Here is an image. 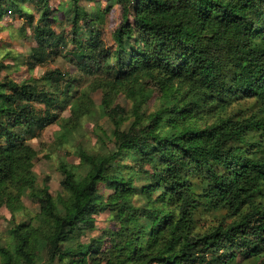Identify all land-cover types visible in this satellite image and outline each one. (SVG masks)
Listing matches in <instances>:
<instances>
[{"label": "trees", "instance_id": "1", "mask_svg": "<svg viewBox=\"0 0 264 264\" xmlns=\"http://www.w3.org/2000/svg\"><path fill=\"white\" fill-rule=\"evenodd\" d=\"M82 1L60 10L73 48L65 57L76 75L55 69L37 80L0 81V209L12 218L0 264H36L39 255L43 264H238V254L264 257V0H126L112 47ZM26 4L41 13L38 20ZM51 14L49 0H0V21L14 15L32 31V65L68 46L48 25ZM82 78L87 88L78 87ZM143 79L156 83L163 103L147 115L137 106L121 130L126 118L114 99L132 98ZM98 89L114 149L95 132L98 152L77 147L78 165L59 163L62 190L54 198L36 185V152L27 140L57 123L59 146L73 147ZM244 99L258 111L230 115ZM24 197L39 214L17 224ZM200 207L225 210L233 221L196 234ZM102 213L115 227L82 244Z\"/></svg>", "mask_w": 264, "mask_h": 264}, {"label": "rangeland", "instance_id": "2", "mask_svg": "<svg viewBox=\"0 0 264 264\" xmlns=\"http://www.w3.org/2000/svg\"><path fill=\"white\" fill-rule=\"evenodd\" d=\"M126 0H83L80 5L84 8L85 13L94 20L95 29L99 31L101 40L108 46H113L112 33L122 22V5ZM71 0H49V6L52 10L48 25H51L56 34L64 33L67 41V48H63L58 57L49 60L44 65H32L29 61L32 49L37 46V43L32 38V31L25 26L22 19L14 15L4 16L0 21V81L5 78L21 82L23 80L31 81L40 79L46 72L58 69L63 73L76 75L75 67L68 62L65 57L66 50H72L70 25L62 14L61 7L68 5ZM26 9L34 15L35 21L38 20L41 13L32 5L26 4ZM82 25V23H80ZM83 38H87V33L82 34ZM78 75V74H77ZM78 87L87 88L90 85L88 79H77ZM186 90L183 89L178 93L183 94ZM133 97L129 98L128 94H118L114 99V106L124 110L123 118L126 121L121 126V130H126L132 119L134 108L140 106L141 112L146 115L158 109L163 103V94L158 89L156 83L150 79H143L133 86ZM92 101L94 112L92 116L86 117L81 121V130L79 135L75 136L73 147L59 146L56 137L59 134V124L48 126L36 138H28L27 145L34 149L36 158L33 160V173L36 177V185L38 188L47 186L49 193L56 198L61 193L60 183L62 181L59 172V163L62 160L69 164L78 165L79 161L76 158V148L84 147L99 151L101 141L95 135V132L104 134V142L110 152L113 151L114 145L111 140V135L114 127L107 117H103L100 112L103 92L101 89L92 93ZM177 97V96H176ZM180 97V96H179ZM188 101H184L187 103ZM181 106V102L177 103ZM249 99L239 100L234 102L228 113H242L249 116L258 111L259 107ZM62 117H69L68 112L62 114ZM210 122L212 120H209ZM204 125V124H202ZM101 130V131H100ZM99 134V135H101ZM132 158V156H131ZM130 159H125L124 163L130 164ZM102 192H104L102 190ZM106 197V193H105ZM24 206L23 211L15 215V223L30 222L39 214L38 204L29 197L22 199ZM11 214L6 208L0 209V244L9 245L11 239L8 230L11 227ZM233 218H228L225 210L207 211L204 207H200L196 211L195 216V233L206 234L217 227L221 222L231 223ZM110 216L107 213H102L96 216V230L86 233L81 239L82 244L89 245L91 240L98 239L108 229L114 228ZM264 257L256 256L243 259L241 255H237L236 262L238 264H259ZM44 257L39 255L36 264H43ZM58 264V263H57Z\"/></svg>", "mask_w": 264, "mask_h": 264}]
</instances>
